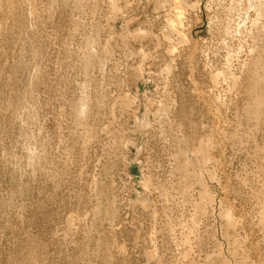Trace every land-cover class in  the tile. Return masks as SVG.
I'll list each match as a JSON object with an SVG mask.
<instances>
[{"label": "rangeland", "instance_id": "1", "mask_svg": "<svg viewBox=\"0 0 264 264\" xmlns=\"http://www.w3.org/2000/svg\"><path fill=\"white\" fill-rule=\"evenodd\" d=\"M263 2L0 0V264H264Z\"/></svg>", "mask_w": 264, "mask_h": 264}, {"label": "bare ground", "instance_id": "2", "mask_svg": "<svg viewBox=\"0 0 264 264\" xmlns=\"http://www.w3.org/2000/svg\"><path fill=\"white\" fill-rule=\"evenodd\" d=\"M264 3V2H263ZM263 3H261V4H263ZM259 5H260V3H259ZM187 40L189 41V39L187 38Z\"/></svg>", "mask_w": 264, "mask_h": 264}]
</instances>
